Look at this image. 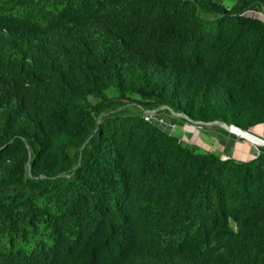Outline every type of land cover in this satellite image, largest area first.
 I'll use <instances>...</instances> for the list:
<instances>
[{"label":"trees","instance_id":"trees-1","mask_svg":"<svg viewBox=\"0 0 264 264\" xmlns=\"http://www.w3.org/2000/svg\"><path fill=\"white\" fill-rule=\"evenodd\" d=\"M259 12L0 0V264H264V146L221 158L171 131L264 124Z\"/></svg>","mask_w":264,"mask_h":264},{"label":"rangeland","instance_id":"rangeland-1","mask_svg":"<svg viewBox=\"0 0 264 264\" xmlns=\"http://www.w3.org/2000/svg\"><path fill=\"white\" fill-rule=\"evenodd\" d=\"M262 13V12H261ZM260 12L257 13L258 16L260 17H264V13L261 14ZM165 114L162 115L163 119L166 122H169V119L166 116H164ZM205 125L204 127L201 126H195L194 127V131L192 133H188L189 135H186V132H188L187 130L184 129V127H176L177 125H171V131H173L172 133L180 136V138L182 140L191 142L195 145H197V147L199 148V150H209L210 152H214L216 154H222L224 152H226L225 147L223 148L222 145H220L216 140H217V136L219 135V132L213 129L212 125H215L216 127H220L218 124H203ZM179 128V129H178ZM224 129V128H222ZM225 130V129H224ZM228 132V131H227ZM231 133V132H229ZM230 137L224 136L223 139H226L227 141H229ZM201 142H203L204 144H202ZM202 145H207L208 148H206L205 146ZM222 146V147H221ZM227 148V147H226ZM220 156V155H219Z\"/></svg>","mask_w":264,"mask_h":264},{"label":"crops","instance_id":"crops-1","mask_svg":"<svg viewBox=\"0 0 264 264\" xmlns=\"http://www.w3.org/2000/svg\"><path fill=\"white\" fill-rule=\"evenodd\" d=\"M176 127L181 128V126H176ZM182 127H184V129L187 131H192V132L194 131V129H190L189 126H182ZM251 133L257 137L264 139V124L254 126L251 129ZM224 142H226V147H227L226 152L223 153V156H225V157H231V158L237 159V160H246V159L252 157L254 154H256V152H258L257 146H259V145L250 143L249 141H247L245 139H231V138H229V141L224 139ZM201 143L204 144L203 142H201ZM202 146H205L206 148H208L207 145H202ZM220 156H222V155L220 154Z\"/></svg>","mask_w":264,"mask_h":264},{"label":"water","instance_id":"water-1","mask_svg":"<svg viewBox=\"0 0 264 264\" xmlns=\"http://www.w3.org/2000/svg\"><path fill=\"white\" fill-rule=\"evenodd\" d=\"M153 110H145L144 112L145 113H151ZM171 114L175 115V116H179V117H182L184 119H186L187 121H189V119L183 115V114H180V113H173L172 111H170ZM193 124H197V123H200V124H218L219 126H221L222 128H224L226 131L228 132H231L232 134L238 136V137H241L242 139H245L247 141H249L250 143H253V141L249 138H247V136L253 138V139H257L261 142V144H257L259 146H264V139L260 138V137H257L255 136L254 134L251 133V130H242L238 127H235L233 125H228V124H225L223 122H218V121H212V122H207V123H203V122H195L193 121L192 122ZM254 144V143H253ZM221 158H224L225 156H220ZM247 160V159H246Z\"/></svg>","mask_w":264,"mask_h":264},{"label":"bare ground","instance_id":"bare-ground-1","mask_svg":"<svg viewBox=\"0 0 264 264\" xmlns=\"http://www.w3.org/2000/svg\"><path fill=\"white\" fill-rule=\"evenodd\" d=\"M247 138L251 139L255 143L261 144V142L259 140H257V139H253V138H251L249 136H247Z\"/></svg>","mask_w":264,"mask_h":264},{"label":"built area","instance_id":"built-area-1","mask_svg":"<svg viewBox=\"0 0 264 264\" xmlns=\"http://www.w3.org/2000/svg\"><path fill=\"white\" fill-rule=\"evenodd\" d=\"M262 14V13H261ZM153 113V111L151 112V113H147V114H152Z\"/></svg>","mask_w":264,"mask_h":264}]
</instances>
